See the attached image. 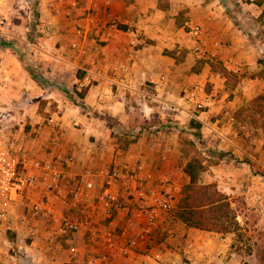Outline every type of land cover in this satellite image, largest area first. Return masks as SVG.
<instances>
[{"label": "crops", "instance_id": "obj_1", "mask_svg": "<svg viewBox=\"0 0 264 264\" xmlns=\"http://www.w3.org/2000/svg\"><path fill=\"white\" fill-rule=\"evenodd\" d=\"M40 5V19L51 25L55 40L61 42L56 47L55 55L46 52L47 56L50 54L56 59L45 62L52 65L50 74L54 76H49L50 79H57L62 86H75L77 89L86 87L81 100L91 110L117 119L123 127L122 131L126 130L132 119V98H139L143 106L151 108L152 99L164 97L160 89H166L169 95L170 88H177L181 82L184 84L188 81V60L191 57L188 48L189 44L190 48L194 45L184 26L179 24L182 21L178 20L180 10L184 11V22L196 21L210 33L212 38L209 39L224 41L219 50L211 43L207 44L205 49L208 54L216 52L214 59L230 57L232 69L238 70L242 68L240 64L246 57V45L239 40L238 25L226 13L212 7L214 4L211 2L40 0ZM254 5L257 7L254 15L258 16L259 13L264 16V0H258ZM71 40L78 41L80 49H72L74 54L69 57L63 56L60 51ZM10 55L8 54L10 81L3 90L5 96L11 93L15 97H21L19 90L25 87L30 89L26 91L28 95L44 101V109L57 108L51 115L52 122L38 111L35 115L31 114V123L36 126L33 130L39 131V136L29 142L31 155L44 162L55 161L59 164L71 158L68 169L73 175L93 172L96 189L90 191L92 194L100 190L105 180L102 172L116 162L130 161L127 164L135 168L134 165L139 164L140 158L141 172L145 169L143 165L147 164V170L151 168L152 175L160 176L157 169L162 163L158 158L159 141L142 135L126 146L119 145L114 135L116 129L112 133L104 120L80 110L57 83L52 84L44 78L39 82L33 76H26L27 70L21 69V64L19 67V62ZM61 62L75 64L87 73L84 76H67V80L63 81L62 77L65 76H60ZM159 76H163V80ZM146 81L150 84L143 85ZM152 89L158 93H154ZM172 147H175L173 143ZM143 154L146 159L144 163ZM169 161L172 162V159L169 158ZM70 186V182L66 184L58 202L68 210L75 209L80 214L66 215L67 217L83 221L86 225L80 231L72 232L80 238V242L69 245L65 249V259L57 264H177L180 250L184 248L188 251V240L193 244L199 242L188 239V231L189 235L194 234L191 232L193 228L188 230L184 225L179 226L177 222L166 220L165 216L152 223L148 215L144 214L148 217L146 218L141 212L138 215L142 223H139L138 218L133 217L138 210L131 207L134 200L124 199L121 209L112 219L120 227L118 232L122 229L124 231L119 237L117 248L108 249L102 238H95L97 232L102 233L107 228L109 219L106 212L93 197L83 196L81 200L72 203ZM49 197L51 198L50 195ZM85 233L86 240L83 238ZM155 233L160 234L159 238ZM133 238L137 239V244L132 247L130 242Z\"/></svg>", "mask_w": 264, "mask_h": 264}, {"label": "rangeland", "instance_id": "obj_2", "mask_svg": "<svg viewBox=\"0 0 264 264\" xmlns=\"http://www.w3.org/2000/svg\"><path fill=\"white\" fill-rule=\"evenodd\" d=\"M202 2L213 3L212 7L226 13L231 21L238 25L239 40L246 45V57L240 64L242 68L233 70L231 60L230 63H226L225 59L220 57L214 59L198 55L189 44L188 53H191V57L188 60V81L184 84L181 82L177 88H170L169 95L166 89H160L164 97L152 99L151 108L143 106L139 98H132V119L125 131L117 130L114 135L121 146L128 145L142 135L160 143L158 158L162 163L157 168L160 176L152 175L151 168L147 170L146 164L143 165L146 171L144 169L142 173V181L147 191L157 190L173 198L176 207L171 211L158 212L152 216L154 218L142 214L152 220V223L165 216L166 220L177 222L179 226L184 225L188 230L193 228L191 232L194 234L189 235L188 231V239L192 238L199 242L193 244L188 240V251L184 248L180 250L177 264H264V128L243 110L249 100L264 91V16L259 13L258 16L254 15L257 10L254 3L258 0H202ZM40 7V0H0V8L11 23L13 35L4 41L3 47L8 48L7 54H11V58L19 62V67L21 64V69H26L21 57L24 61L32 63L33 69L31 71L26 69V76H33L39 82L44 78L45 81L58 84L57 79L49 77L54 76L50 74L52 65L45 62L48 59L52 61L47 62L56 60L50 54L57 53L56 47L58 48L61 42L55 40L52 28L49 32L42 30L43 23L47 22L40 19ZM183 13L184 11L180 10L178 14L180 16L178 20H182L179 24L183 25L185 30L189 29L190 24L200 25L204 33L197 43L206 48L212 41L209 39L212 38L210 33L208 34L205 27L196 21L184 22ZM71 41L69 45L66 43L62 47L60 53L63 56L69 57L74 54ZM220 41L223 45L224 41ZM191 44L196 43L191 40ZM46 52L50 53L49 56ZM60 70V76H65L62 77L63 81L67 80V76H84L87 73L75 64L64 62H61ZM224 70L228 73H224ZM198 79L203 81L206 107L194 108L188 103V112L176 109L175 105L183 102L185 86L193 84ZM145 84L150 83L146 81L143 85ZM69 87L74 93L79 90L75 86ZM27 90L30 89L20 88L18 94L21 97H15L11 93L5 96L4 91L1 93L0 112L11 111V116L6 119L0 116V119L4 122L2 133L7 136L9 142L22 145L30 153L29 142L39 136V131L33 130L36 126L31 123V114L35 115L38 111L49 118L57 108L44 109V101L28 95ZM152 90L158 93L155 89ZM191 119L200 125L203 145L183 128ZM189 141L194 142L195 149H192ZM172 143L175 147L171 148ZM193 155L199 157L203 163V170L199 174L200 182L214 184L225 194L231 211L236 216L234 219L236 224L231 226L230 231L190 227L177 216V205L182 197L183 186L189 181L183 167ZM142 156L144 163L145 155ZM128 162L130 163L124 161L116 164L128 165ZM138 163H141L140 158ZM44 182L43 176L37 179L32 190L34 200L42 199L45 203L53 204L58 214L80 216L75 209L68 210L65 205L64 207L60 202L57 203L55 199L50 198ZM133 204L131 207L134 209H141L138 202L134 201ZM27 210H24L25 215ZM138 210L133 217L142 223ZM54 225L52 216L43 217L41 213L31 219L25 216V220H19L17 229L7 230L9 245L12 244L14 250L9 252L13 254L12 256L8 254L4 258L6 262L4 264H26L27 258L31 264H57L63 261L66 256L65 249L80 242V238L74 236L72 232L60 234L55 231ZM119 228L117 225V232ZM86 233L83 237L85 240ZM155 235L157 238L160 236L159 233ZM100 236L101 234H97L96 240L101 239ZM23 251L28 254L27 258H24L25 261L20 259Z\"/></svg>", "mask_w": 264, "mask_h": 264}, {"label": "built area", "instance_id": "obj_3", "mask_svg": "<svg viewBox=\"0 0 264 264\" xmlns=\"http://www.w3.org/2000/svg\"><path fill=\"white\" fill-rule=\"evenodd\" d=\"M42 30L49 32L51 25L48 22L43 23ZM11 31V23L0 8V95L10 81L8 48H4L3 44L4 41L13 36ZM77 33L79 34V31ZM203 33L204 31L198 24H190L189 29L186 30L187 36L196 43L193 46L194 50L198 55L202 56L208 54V50L197 43V40L199 41L202 38ZM211 45L217 50L221 47L219 40H212ZM71 47L74 50H78L80 49V43L72 40ZM36 48L38 49L37 46ZM216 56V52H210L207 57L216 58ZM224 59L226 63H230V57ZM162 78L163 76H159V79ZM183 91V102L182 104H176V109L188 112V103L194 108L206 107L205 96L203 95V81L201 79L189 86L187 84ZM9 115L11 116V111L2 110L0 112V116L3 119H6ZM48 120L52 122L53 117L50 116ZM3 127L4 122L0 119V264L6 263L4 258L11 250H14L13 245H9L7 230L17 229L18 221L25 220V216L28 219L35 217L39 213L43 217L52 216L55 222L53 228L60 234L80 231L86 225L83 221L56 213L53 204L51 205L49 202L45 203L42 199L34 200L32 190L40 176L45 178V190L57 202L62 198L61 192L69 182L71 184L69 193L72 203L81 200L83 196L96 198L109 219L106 230L102 231V233L100 231L97 233L101 234L102 237L100 236V238L103 239L108 249L117 248L119 237L124 231L122 229L118 233L117 225L112 220L121 209L124 199H132L138 202L141 207L138 212L148 215L149 218H154L152 216L158 212L171 211L176 207V201L173 198L157 190L147 191L144 188L142 181L143 171H140L142 169L141 164L134 165L135 168L126 164L119 166L114 164L102 172L105 180L102 182L100 190L96 194H92L90 191L96 189V182L92 176L93 172L71 174L68 169L71 158L65 159L61 164L55 161L44 162L31 155L22 145L10 143L7 136L2 133ZM88 175H91L90 178H85ZM26 209L28 210L25 215L24 210ZM86 230L90 229L86 228ZM136 244L137 239L133 238L130 245L133 247ZM25 253L23 251L20 259L24 260L25 257L27 258L28 254ZM9 255L12 256L13 254L10 253ZM27 262L31 264L29 258H27Z\"/></svg>", "mask_w": 264, "mask_h": 264}, {"label": "trees", "instance_id": "obj_4", "mask_svg": "<svg viewBox=\"0 0 264 264\" xmlns=\"http://www.w3.org/2000/svg\"><path fill=\"white\" fill-rule=\"evenodd\" d=\"M237 21L240 22L239 19ZM21 60L26 69L30 71L33 69L32 63L24 61L23 57H21ZM224 71V73H228L226 70ZM60 89L80 110L104 120L106 126L112 130V133L115 129L123 130L121 123L117 119L108 114L91 110L81 100L86 92V87L77 90L78 92H75L76 96L69 86L63 85L60 86ZM243 110L252 117L254 122L259 123L264 128V91L249 100ZM183 128L196 138L200 144H204L200 125L197 121L191 119ZM189 142L192 145V149H195L194 142ZM186 156H188V152H186ZM183 169L188 175L189 181L183 186L182 197L177 205V216L190 227L222 232L230 231L231 226L234 223L236 224V220H234L236 216L231 211L225 194L220 192L214 184L200 182L199 174L203 170L201 159L196 155L189 157Z\"/></svg>", "mask_w": 264, "mask_h": 264}]
</instances>
